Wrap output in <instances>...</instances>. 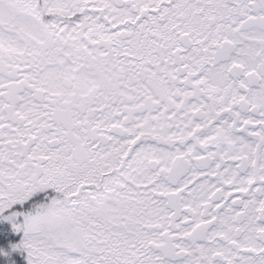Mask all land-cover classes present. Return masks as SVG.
I'll list each match as a JSON object with an SVG mask.
<instances>
[{"label":"snow or ice","instance_id":"snow-or-ice-1","mask_svg":"<svg viewBox=\"0 0 264 264\" xmlns=\"http://www.w3.org/2000/svg\"><path fill=\"white\" fill-rule=\"evenodd\" d=\"M0 264H264V0H0Z\"/></svg>","mask_w":264,"mask_h":264}]
</instances>
